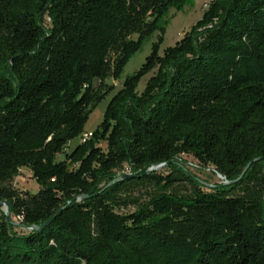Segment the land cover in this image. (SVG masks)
Masks as SVG:
<instances>
[{
    "label": "trees",
    "instance_id": "1",
    "mask_svg": "<svg viewBox=\"0 0 264 264\" xmlns=\"http://www.w3.org/2000/svg\"><path fill=\"white\" fill-rule=\"evenodd\" d=\"M191 1L0 0V264H264V0H211L160 52Z\"/></svg>",
    "mask_w": 264,
    "mask_h": 264
},
{
    "label": "rangeland",
    "instance_id": "2",
    "mask_svg": "<svg viewBox=\"0 0 264 264\" xmlns=\"http://www.w3.org/2000/svg\"><path fill=\"white\" fill-rule=\"evenodd\" d=\"M211 0H192L189 4L185 5L182 10L176 11L171 9L169 11V23L166 27V33L164 36V41L160 47V52L163 51L168 46L173 45L185 31L189 30L191 25H193L202 15L203 10L206 5ZM156 35L154 34L148 40H146L140 50H138L129 61L124 66V69L118 80L107 79V83L114 86V90L107 95L91 112L89 118L84 127V133H89L95 129V127L100 123L103 118V112L109 101L110 97L120 88L124 78L127 75L132 74L135 70L139 68V66L143 63L145 57L149 54L151 44L154 42ZM145 83V78L139 84V89L143 88ZM83 139V135L78 136L71 140L67 147L65 148V152H69L76 144L81 142ZM104 147V144H102ZM63 155H60L59 158H62ZM182 160L186 161V168L189 172L198 177L202 182L206 183L207 186H204V190H209L210 186L215 184L225 182L224 178L221 177L212 166H200L196 159L189 154H183L180 157V162ZM152 170V167H149ZM157 171L165 172V167H160ZM124 172H129V169H125ZM11 185L18 191H28L34 193L38 190V185L33 180L31 172L27 168H21L19 174L14 176ZM133 208H127L121 210V212H129L132 211ZM17 230H20L17 228Z\"/></svg>",
    "mask_w": 264,
    "mask_h": 264
},
{
    "label": "water",
    "instance_id": "3",
    "mask_svg": "<svg viewBox=\"0 0 264 264\" xmlns=\"http://www.w3.org/2000/svg\"><path fill=\"white\" fill-rule=\"evenodd\" d=\"M259 160V158H256V159H253L252 161H250L247 165H246V167L243 169V171H242V173H241V175H240V177L244 174V172L248 169V167L252 164V163H254V162H256V161H258ZM166 165V163H160V164H157V165H154V166H152V169H155V170H157L158 168H160V167H163V166H165ZM220 175V174H219ZM221 176V175H220ZM123 177H127V176H123ZM222 177V176H221ZM239 177V178H240ZM237 180H235V181H233V182H236ZM225 184H230V183H232V182H230V181H225L224 182ZM0 207L2 208V210L5 212V214H6V218H7V220H9L10 219V215L8 214V203L6 202V201H2V202H0ZM60 213V211L59 212H57L52 218H50L49 220H47L44 224H42V225H40V226H37L36 227V229H38V230H42L49 222H51L52 220H53V218L56 216V215H58Z\"/></svg>",
    "mask_w": 264,
    "mask_h": 264
},
{
    "label": "built area",
    "instance_id": "4",
    "mask_svg": "<svg viewBox=\"0 0 264 264\" xmlns=\"http://www.w3.org/2000/svg\"><path fill=\"white\" fill-rule=\"evenodd\" d=\"M90 135H91L90 132H89V133H84V134H83V139H84V138H87V137L90 136ZM83 139H82V140H83Z\"/></svg>",
    "mask_w": 264,
    "mask_h": 264
}]
</instances>
